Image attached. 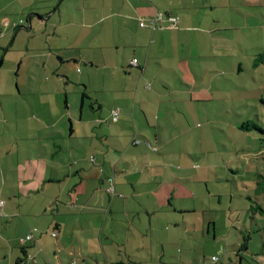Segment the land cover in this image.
<instances>
[{"label":"crops","instance_id":"obj_1","mask_svg":"<svg viewBox=\"0 0 264 264\" xmlns=\"http://www.w3.org/2000/svg\"><path fill=\"white\" fill-rule=\"evenodd\" d=\"M242 1L0 0V264H187L191 219L205 227L229 170L208 129L233 112L239 56L264 52ZM158 12L179 27L140 25ZM19 41L48 47L34 90L4 74ZM30 107L42 123L20 122Z\"/></svg>","mask_w":264,"mask_h":264},{"label":"rangeland","instance_id":"obj_2","mask_svg":"<svg viewBox=\"0 0 264 264\" xmlns=\"http://www.w3.org/2000/svg\"><path fill=\"white\" fill-rule=\"evenodd\" d=\"M261 1L263 2L254 3V5H250L246 0L240 2L238 5L239 24L244 25V20L247 19L250 21L249 24L257 25L255 23L259 21L264 25V0ZM39 2L46 3L45 0H36V4L39 5ZM60 2L61 0H57V4ZM245 11H248L250 16L245 17ZM23 17L24 20H21L23 21L21 25L27 23L26 26H28L25 12ZM254 29L256 30L255 35L259 36L258 29ZM248 34L251 35L252 31L244 33L239 31L238 46L240 50L245 46L243 40H247ZM20 42L16 43V46L7 55L4 67V74L11 80L13 79L16 92L18 91V82L21 86L24 82H28L29 88L35 89L37 83L33 78L35 80L39 77L42 78L43 53L48 48L45 46L47 48L44 47L42 55L38 56L36 49L30 47V50L27 51L26 46ZM242 55L246 58L247 64L235 76L238 87L233 84V76V81L228 83L233 87L231 91L227 92L230 97L228 99L223 97V100L227 99L232 102L233 112L232 110L223 113L217 112L216 120L222 123L216 122L213 129L208 127L211 132L210 140H212L209 144L211 146L217 145L221 149V155L229 158V170L225 171V168H221L220 180L210 186L211 191L210 196L209 194L207 196L206 207L201 209L202 217L207 212L204 221L205 227L198 221L196 227L191 225L194 222V219H191L189 227L191 228V235L193 234L194 237L187 234L191 241L188 246L185 245L184 248H180V252L182 248L184 250L182 254L186 256L187 264H264L263 217L259 213H253L252 207L259 203L264 206L263 195H257L255 191L256 180L260 178L258 175L264 176V132H248L241 128L245 122L249 121L264 129V63L258 66L253 65L255 57L248 55L246 50L238 58V61H242V63L244 62ZM53 57L57 58V56ZM22 58L24 63L20 70L16 71L19 68V60ZM2 60L3 57L1 56L0 61ZM33 108L30 107L27 114L29 118L22 116V113L19 114L20 122L35 125L42 123V110ZM230 119L233 123L229 126L228 120ZM236 124H239L238 129ZM215 136H217V141ZM211 217L213 218L211 219ZM210 225L211 230L209 231ZM214 228L216 229V238L213 235ZM196 229L199 231H195ZM243 242L244 250L241 247ZM238 250H242V253H235ZM238 254L244 258L243 261L240 260ZM213 256L217 257L218 260L213 261ZM193 259L197 262L194 263Z\"/></svg>","mask_w":264,"mask_h":264},{"label":"built area","instance_id":"obj_3","mask_svg":"<svg viewBox=\"0 0 264 264\" xmlns=\"http://www.w3.org/2000/svg\"><path fill=\"white\" fill-rule=\"evenodd\" d=\"M168 21V22H167ZM179 22L180 19L179 17H166L165 13L163 12H158L157 14H155L153 17H151L149 20H144L141 19L140 20V25L142 27H149L152 30H156V29H162V28H168V29H176L179 27ZM16 26H18V24H16ZM132 64L136 65L138 64V59L134 58L132 60ZM117 113L118 112H114V118L117 119ZM136 143H140V141H136ZM111 192L113 191V186H111V188L109 189ZM4 204V201L1 200L0 201V206H2ZM56 235V233H55ZM33 235H28L26 238H23L21 241L24 242L25 240H30L32 239ZM215 261L217 260V257L213 258ZM21 264H27V261H22ZM73 264H76V262H73Z\"/></svg>","mask_w":264,"mask_h":264},{"label":"trees","instance_id":"obj_4","mask_svg":"<svg viewBox=\"0 0 264 264\" xmlns=\"http://www.w3.org/2000/svg\"><path fill=\"white\" fill-rule=\"evenodd\" d=\"M264 63V52L262 54H259L258 56H256L255 60H254V65L255 66H258L260 64ZM241 128L245 131H261V133L264 132V129L261 128L260 126L258 125H255L254 123H251V122H245ZM260 176V178L256 180V186H255V191L257 193V195H263V198H264V176L263 175H258ZM263 193V194H262ZM249 199L251 200V198L249 197ZM253 213H259L262 217H263V227H264V206H262L260 203L257 204V205H253ZM214 258V257H213ZM212 258L213 261H215L214 259ZM241 258V257H239ZM218 260V258H217ZM216 260V261H217ZM117 264H125V263H117Z\"/></svg>","mask_w":264,"mask_h":264},{"label":"water","instance_id":"obj_5","mask_svg":"<svg viewBox=\"0 0 264 264\" xmlns=\"http://www.w3.org/2000/svg\"><path fill=\"white\" fill-rule=\"evenodd\" d=\"M29 22L31 23V19L29 18Z\"/></svg>","mask_w":264,"mask_h":264}]
</instances>
